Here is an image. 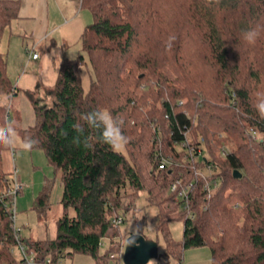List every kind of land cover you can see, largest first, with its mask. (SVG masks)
Wrapping results in <instances>:
<instances>
[{"label":"trees","instance_id":"trees-1","mask_svg":"<svg viewBox=\"0 0 264 264\" xmlns=\"http://www.w3.org/2000/svg\"><path fill=\"white\" fill-rule=\"evenodd\" d=\"M81 5L92 22L81 34L80 53L62 61L51 103L25 92L34 125L13 126L21 142L26 136L38 141L33 150L44 152L61 182L56 236L25 239L14 229L18 193L9 194L13 174L3 169L2 153L10 148L0 146V264H24L16 256L19 243L37 264H58L75 253L98 264L119 262L123 252L120 243L113 246L115 234L102 254L101 240L117 227L114 218L123 222L131 212L137 222L131 198L141 192L146 205L157 209L153 229L165 241L160 264L198 247L209 249L211 264H264V119L253 107L264 87V31L254 45L242 36L257 25L264 28V0H81ZM18 9V0H0V39ZM186 42L195 43L191 52H181ZM17 93L0 52V126L12 123ZM96 109L123 121L128 139L123 152L98 142L94 150L72 143L80 115ZM203 171L209 176L202 178ZM205 179L216 187L205 189L213 183ZM46 192L38 205H44ZM173 221L182 222L180 241L170 234ZM143 232L137 231L148 238Z\"/></svg>","mask_w":264,"mask_h":264},{"label":"crops","instance_id":"crops-1","mask_svg":"<svg viewBox=\"0 0 264 264\" xmlns=\"http://www.w3.org/2000/svg\"><path fill=\"white\" fill-rule=\"evenodd\" d=\"M18 1V15L0 39V52L6 60L9 80L18 89L11 121L25 129L33 126L35 121L32 104L25 92L33 93L40 100L51 101L49 92L56 83L60 65L64 59L73 60L80 53V37L92 16L82 7L81 0ZM32 52L37 54L36 58H32ZM81 78L87 89L85 71ZM5 103L4 98L1 104ZM204 248L207 247L186 249L180 260L176 262L169 258L168 264H187L191 259L195 260L191 264H211L210 251Z\"/></svg>","mask_w":264,"mask_h":264},{"label":"rangeland","instance_id":"rangeland-1","mask_svg":"<svg viewBox=\"0 0 264 264\" xmlns=\"http://www.w3.org/2000/svg\"><path fill=\"white\" fill-rule=\"evenodd\" d=\"M183 1V0H179ZM187 1V0H186ZM92 22V21H91ZM185 42V40H184ZM187 48L181 52L192 51V45L186 42ZM185 45V43H184ZM202 86L203 83H201ZM205 87V86H204ZM211 93V89L205 90ZM264 92V87H261L260 93ZM210 95V94H209ZM213 98V94L210 95ZM48 103H51L49 101ZM10 104V103H9ZM12 110H14V102L12 103ZM11 110V114L12 111ZM15 126V124H13ZM21 140L16 135V148L10 149L2 153L3 169L7 173H12L14 179V171L16 170L19 181L23 184V190L19 192L14 198V229L18 231L19 236L25 239L44 240L54 239L56 236V223L62 216L63 207L60 204L62 195V185L59 177L54 173L53 167L47 161V158L42 150L24 151L19 145ZM123 152V149L119 150ZM8 156V158H7ZM205 173V174H204ZM209 176V173L203 171L200 173L202 178ZM11 176L10 179L12 180ZM209 177L208 179H211ZM205 179V180H208ZM207 182H214L208 180ZM47 185L46 188H43ZM47 193V200L44 205H38L37 198L42 196V190ZM131 200L136 204L135 217L137 222L131 218L132 213H128V219L121 222L117 227H113L106 237L101 240L99 253L102 254L112 245L110 242V235L115 234L113 237V246L120 243V250L124 247V241L129 235L137 234L138 229L144 231L150 239L153 237L158 240V253L165 251V241L161 234L154 232V224L156 222L157 209L147 206L144 199V192L135 194ZM144 209V213L142 210ZM144 219H147L143 223ZM137 223V224H136ZM137 225L139 228L137 229ZM144 226V228H143ZM170 234L175 241H180L183 233V225L181 221H173L168 225ZM148 237V238H149ZM207 250V248H204ZM123 252V251H122ZM16 256L18 254L16 253ZM199 259V258H198ZM197 260V259H196ZM195 260L190 261L193 263ZM177 262V260H176ZM61 264H98L95 259L86 254L75 253L70 258L63 257ZM108 264H123L109 259ZM147 264H158L157 259L150 260ZM186 264V263H185Z\"/></svg>","mask_w":264,"mask_h":264},{"label":"clouds","instance_id":"clouds-1","mask_svg":"<svg viewBox=\"0 0 264 264\" xmlns=\"http://www.w3.org/2000/svg\"><path fill=\"white\" fill-rule=\"evenodd\" d=\"M211 4L212 0H206ZM264 28L257 25L249 28L242 33L243 39L249 45H254L259 39ZM176 37L170 36L166 42V49H171ZM259 117L264 119V93L257 94V102L253 105ZM77 133L73 137L72 143L77 146H83L86 149L94 150L95 143H101L110 147L113 151L123 149L128 139L123 131V121L114 117L111 112L103 109H96L85 112L80 115L79 122L73 125ZM91 130L95 136H89L87 132ZM38 144V141L31 136H26L20 143L19 147L24 151H31ZM0 146L6 148H16V131L12 123L0 126Z\"/></svg>","mask_w":264,"mask_h":264},{"label":"water","instance_id":"water-1","mask_svg":"<svg viewBox=\"0 0 264 264\" xmlns=\"http://www.w3.org/2000/svg\"><path fill=\"white\" fill-rule=\"evenodd\" d=\"M234 177L240 174L235 171ZM158 243L146 238L140 233L129 235L124 241L122 263L123 264H147L152 259H158Z\"/></svg>","mask_w":264,"mask_h":264},{"label":"built area","instance_id":"built-area-1","mask_svg":"<svg viewBox=\"0 0 264 264\" xmlns=\"http://www.w3.org/2000/svg\"><path fill=\"white\" fill-rule=\"evenodd\" d=\"M37 54L35 52H32V58H36ZM160 168H163V164L160 165ZM179 185V182H173L171 185L172 190L177 189ZM213 186V187H212ZM216 187V183H206L205 184V189L211 190ZM23 190V184L17 179L16 172L14 171V179H13V184H12V189L9 191L10 195H16L20 191ZM14 205V204H13ZM12 212L14 213V207L12 208ZM122 217H117L112 220L113 226H118L122 222ZM13 221H14V215H13ZM18 256L21 257L24 261V264H37L34 260V257L31 253H27L24 245L20 244L18 245V250H17ZM49 264V263H47ZM61 264V263H58Z\"/></svg>","mask_w":264,"mask_h":264}]
</instances>
